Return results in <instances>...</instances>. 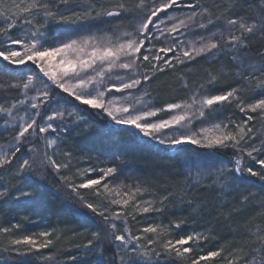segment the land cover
Returning a JSON list of instances; mask_svg holds the SVG:
<instances>
[{
    "label": "snow or ice",
    "instance_id": "1",
    "mask_svg": "<svg viewBox=\"0 0 264 264\" xmlns=\"http://www.w3.org/2000/svg\"><path fill=\"white\" fill-rule=\"evenodd\" d=\"M68 4L69 0H13L11 5L0 9V17L4 21L3 26H0V76L17 80L18 82L11 84L10 88H22L25 96L32 90L34 80L39 79L37 70L54 86L49 87L44 83L43 88L37 90V95L31 97L30 108L35 111L33 114L25 111V116L20 118L24 122L12 128L11 141L7 146L0 147V168H11L22 146L34 144L32 138H43V155H40L35 146L29 148L33 155L19 162L17 175L31 173L37 168L54 169L60 180L64 181V187L70 189L83 209L88 210L83 215L90 212L94 217L100 218L101 226L91 234L92 239L79 246L85 249L84 255H88V250L99 253L96 264H116L117 259L119 264H140V261H143V264H159L161 256L175 257L184 260L185 264H201L202 261L220 257L223 248L196 255L189 261L188 257L196 250L195 246L209 237L202 233H191L173 239V225L165 227L149 224L140 229V235H133L128 228V218L135 220L138 215L163 211L162 206L169 196L161 197L158 202L161 206L156 207L151 200L137 199L145 191L139 187L135 191L129 188L125 192L112 189L107 181L117 172L115 167L100 169L101 175L96 178H91V173L96 172L95 168L78 170L73 175H61L62 169H69L70 164L58 162L46 151L56 145L58 139H49L46 134L60 130L69 117L77 127H89V110H92L106 117L105 128L108 124H114L124 130H138L143 137L150 138L160 145L176 147L177 155L180 152L187 155V150L179 147L184 144L209 149H235L233 167L221 163L220 167L206 172L208 178L215 177L209 187L218 184L221 191L228 190L227 195L245 185L249 177H258L264 181V159H258L254 155L264 153V139L259 147L253 145L250 142L253 130L249 126V122L254 121L257 116L264 121V0L249 5L250 8H255L252 18L227 15L236 6L229 0V6L225 7L224 13L221 14L225 18L223 29L210 31L208 35H197L196 39H188L186 44L178 42L175 37L171 44L164 47L157 48L152 42L160 37L167 39L182 28L191 31L192 24L207 30L215 24L213 14L207 7L187 4L193 11L185 20L178 16H167L169 9L184 7L183 0H160L158 5L153 4L151 7H147L144 0H140L136 8H147L144 19L133 32H124L116 37L115 41L109 40L107 44H101V38L93 34L81 40L69 38L58 41L55 46H46V29L53 21L74 24L102 16L119 17L123 12L132 11L125 3L119 2L113 9H105L102 6L100 10H96L89 5L83 13L73 11L71 15H65L61 11V5L65 6L64 10L67 11ZM196 8H200V11H196ZM160 13H165L167 18L160 19ZM197 17L201 19L197 20ZM169 20L178 23L162 28L161 25H166ZM204 20L206 22H202ZM153 27L160 33L159 37L152 33ZM221 56H231V71L222 69L216 74L209 72L206 82L199 84L187 100L165 103L158 107L150 99L151 94L143 88L144 84L151 83L159 74L168 70L175 71L179 66H187L198 58L217 59ZM29 64L33 65L34 69L26 80L9 71L10 67L19 68ZM181 80L183 87L187 89V79L181 76ZM229 80L237 86L217 91L216 85L228 83ZM253 80L259 86L258 90L254 88L253 91H258L261 98L246 103L242 96L245 87L240 82L247 85ZM116 93L120 95L116 96ZM17 103L23 105L25 101L20 100ZM17 103L11 104L10 108L0 104V113L11 116ZM233 104L245 114L246 119L242 123L230 121L229 124L218 123L210 128L201 127L198 131H191L194 120ZM49 110L51 114H48ZM253 113L257 116L252 115ZM163 114H168L167 118H164ZM56 121L61 123H55ZM41 134L45 135L41 137ZM128 134L135 135V132ZM245 157L258 164L259 171L245 164ZM77 177L79 183L76 182ZM204 178V173L198 174L192 187L202 183ZM81 190L103 197L107 204L91 202L86 192ZM7 195V190L0 191V199ZM34 195L36 193L32 191L19 193V197L29 199ZM108 196L113 198L108 199ZM116 196L119 198H115ZM255 202V193L241 194L240 207L233 211L242 213ZM260 204L264 207V198L260 199ZM114 205H118L120 210L112 211L111 206ZM117 221L120 222L119 225ZM182 223L184 221L175 222L174 227L179 229ZM20 228L19 223L0 228V235L12 234L9 243L15 246L14 250L20 251L21 255L40 252L59 240L55 230L42 231L35 235H15ZM258 241V250L264 252V235L259 236ZM105 243L114 245V255L111 258L103 255ZM125 257H128L127 261ZM45 259L54 261L55 258L49 255ZM225 260L226 264H264V255L258 259L253 255L250 259L238 256L231 260L225 257Z\"/></svg>",
    "mask_w": 264,
    "mask_h": 264
},
{
    "label": "trees",
    "instance_id": "2",
    "mask_svg": "<svg viewBox=\"0 0 264 264\" xmlns=\"http://www.w3.org/2000/svg\"><path fill=\"white\" fill-rule=\"evenodd\" d=\"M119 2L125 3L126 7L132 11L111 20L102 16L99 19L81 20L74 24L51 22L46 29V46H55L60 40L77 39L78 36L86 35L97 28L112 31L131 28L140 19V13L147 10V8L143 10L136 8L140 0H69L68 10L65 11V6L61 5V11L65 15H71L73 11L83 13L89 5L96 10H100L102 6L105 9H113ZM144 2L148 5L150 0H144ZM12 3L13 0H0V9ZM190 3L207 7L213 14L212 18L218 20L215 26L223 25L225 22L221 14L224 13L225 7L229 6V0H190ZM232 3L236 6L227 15L252 18L255 8H250L249 5L258 3V0H232ZM2 21L3 19H0V26H3ZM33 69L10 67L9 71L19 74L20 78L26 80ZM222 69L226 72L231 71V56H221L217 59L198 58L187 66H179L175 71L168 70L159 74L158 78L151 83H146L145 87L151 94L150 99L159 107L165 103L187 100L199 84L206 82L209 72L216 74ZM37 75L39 76L37 81H41L42 78L38 72ZM181 76L188 81L187 89L183 87ZM17 82L10 77L0 76V104L5 108H10L11 104L23 100L22 88H10L11 84ZM240 83L245 87L242 96L246 103L261 98L258 91H253L254 88L257 90L259 88L256 81L253 80L247 85H244V82ZM236 86L235 82L229 80L228 83H221L215 87L219 91ZM163 115L166 117L165 114ZM221 115V119L227 122L242 123L246 119L245 114L234 105L225 108ZM252 115L257 116V114ZM104 121V119L102 122L95 121L89 124V127L76 126L67 129L58 145L59 154L64 162L69 160L86 163H90L92 159L116 156L121 160L118 169L124 174H119L120 177L115 175L111 181H107L112 182L113 187L119 189V186L125 185L133 191L139 187L145 191L137 199L151 200L156 207L161 206L158 203L161 197L169 196L162 206L163 211L138 215L135 220L128 218V228L133 235H140V229L149 224L165 227L173 225V239L191 233H202L209 239L200 241L199 245L195 246L196 250L188 257L189 261L192 257L204 255L209 251L221 248L224 251L220 257L202 261L201 264H226L225 257L229 260L238 256H246L250 259L255 255L258 259L259 256L264 255V252L258 250L260 247L258 237L264 235V214H262L264 207L260 204V199L264 198V191H262L264 181L258 177H249L245 185H241L238 190L227 195L228 190L221 191L218 184L215 187H209L215 177L208 178L206 175L207 170L217 168L216 163L210 160V155L220 158L218 154L209 153L210 151L202 148L182 145L180 148L186 149L187 155L184 152L177 155V148L166 151L155 144L143 141L136 134H128L131 132L129 130L112 125L105 128L107 122ZM262 123L258 116L254 121L249 122L253 130L252 135L256 137L251 143L257 147L264 139L263 129L259 131ZM12 135V128L2 130L0 126V147L8 145ZM223 153L227 154V151L224 150ZM255 156L258 159H264V153H255ZM25 157L29 158L22 151L17 155L11 168L8 166L0 168V191L8 192L4 199H0V228L19 223L21 228L15 232L18 236L55 230L59 240H56L53 246L41 249L40 252L21 255L20 251L14 250L15 246L9 243L12 234L0 235V254L3 255L0 259L4 261L3 264H96L99 253L88 250V255H84L85 249L79 246L87 244V241L92 239L91 234L101 226L100 218L94 217L90 212L88 215H83L88 210L83 209L70 189L64 187V181L60 180L54 169L37 168L31 173L17 175L16 168ZM230 158L232 161V156ZM230 158L227 157L225 160ZM57 161L63 163L61 159ZM244 163L259 171L260 166L256 163L252 164L247 157ZM70 169L62 170L61 175H73ZM199 169L204 170L205 178L202 183L192 187L194 178L200 173ZM75 179L78 181L77 178ZM20 191H32L36 195L30 199L19 197ZM81 191L86 192L91 202L107 204V200L103 197H97L87 190ZM248 193L256 194L255 204L247 207L242 213L233 211L240 207L241 194ZM111 210L119 211L120 209H112L111 206ZM24 217L28 219L25 220ZM178 221H184V223L176 229L174 223ZM103 247L104 257L111 258L114 255V245L105 243ZM5 248L10 250L4 251ZM49 255L55 258L54 261L45 259ZM73 257L76 259L74 260ZM125 260L127 261L128 257H125ZM116 264H119L118 259ZM140 264H143V261H140ZM159 264H185V261L175 257L161 256Z\"/></svg>",
    "mask_w": 264,
    "mask_h": 264
},
{
    "label": "rangeland",
    "instance_id": "3",
    "mask_svg": "<svg viewBox=\"0 0 264 264\" xmlns=\"http://www.w3.org/2000/svg\"><path fill=\"white\" fill-rule=\"evenodd\" d=\"M157 1L158 0H150V3L148 5L146 4V6L147 7H151L153 4H157L158 5L160 0L158 2ZM183 3L185 5L184 7L169 9L167 11V16H178L181 19H185L186 20L187 16L191 14L193 9L187 7V4L190 3V0H183ZM195 10L196 11H200V8H196ZM146 11L145 12L142 11V13H140V16H141L140 19L131 28L124 29V30H118V31H116V30L112 31V30L105 29V28H97L95 30L89 31V33L86 34V35L78 36L77 40H81L84 37H87L89 35L95 34V35H97L98 37L101 38V39H99V43H101V44H107L109 42V40L115 41V38L118 37V36H121L124 32H129V33L133 32L134 28L136 26H138V24L144 19V15L146 14ZM125 15H126V12H123V14L121 16H125ZM121 16H119V17H121ZM119 17L103 16V18L110 19V20L111 19H116V18H119ZM159 18L164 20L167 17H166L165 13H160L159 14ZM0 19H3V18H0ZM200 19H201L200 17H197V20H200ZM214 20H215V24H216V22L218 20L217 19H214ZM2 22H4V21H2ZM202 22H206V20H204ZM172 23H178V21L169 20V21H167L166 25H161V27L162 28L171 27ZM215 24L209 26L207 30L199 29V28L196 27L195 24H192L191 25V31H189L188 29H183L182 28L180 30V32L174 33L173 36H168L167 39H165V37H160L159 40H154L152 43H154L157 48L164 47V46H167V45L171 44L173 37H175L178 42H184V44H186L188 39H196L197 35H200V34L208 35V33L210 31H215L216 29H221L222 30L223 27H224L225 22H223V25H220V26H215ZM14 31H16V30H14ZM83 32H85V30H83ZM152 33L155 36H158V37L160 36V33L155 29V27L152 28ZM104 34H107V35H104ZM165 35L167 36V33ZM210 58L211 57H209L208 59H210ZM25 67L26 68L27 67L28 68L29 67L30 68H34V66L31 65V64H29L27 66H22V67H19V68H16V67L13 66L12 68L21 69V68H25ZM37 72H38V70H37ZM38 74L41 76L42 79H41V81L34 80L32 90L28 92L27 96H25L23 94V100L25 101V103L23 105L17 104V107L15 109H12V115L11 116H8V115H6L4 113H0V126H1L2 130L3 129H7V128L11 129L14 126H17L18 124L23 123L24 121L21 120L20 118L25 116V111L26 110H27V112L29 114H33L34 113L35 110L30 108V103L32 102L31 101V97L34 96V95H37V90L42 89L43 86H44V83H47L49 85V87H54L53 85H51V82L48 81L47 78L43 76L42 73L38 72ZM143 88L145 90L147 89L145 87V84L143 85ZM56 91L59 92L58 89ZM63 95L66 96V94H63ZM115 95L119 96L120 94L116 93ZM233 105L237 108V106L235 104H233ZM65 107H69L70 108V106H65ZM81 107H86V106H81ZM225 108H227V107H225ZM225 108H222V109L218 108L215 112H213L211 114H206V116L204 118H199V119L194 120L193 121V125L191 127V131H198L201 127L210 128V127H212V125L218 124V123L229 124V122L225 121V119H223V120L221 119L222 118L221 112ZM48 114H51L50 110H49ZM167 115L168 114H165L166 117H164V118H167ZM88 119H89V124H92L95 121L102 122L103 119L105 120L104 122H107L106 117L103 114L94 112L92 110H89ZM6 121H7V123H6ZM55 123L59 124L61 122L60 121H56ZM108 125L116 126L114 124H108ZM76 126L77 125L73 122V119L69 117V118H66V121L63 123V126L60 128V130H58L57 132H50L49 134H46L49 139H56L58 137L56 145H53L51 148L46 149V151L50 155H53L54 159L57 158L56 160L61 159V161H62V157H60V154H59L58 145L61 142L62 136L65 134L64 133L65 132L64 129H70V128H74ZM81 126H84V125H81ZM116 127L121 128L120 126H116ZM262 129L264 131V121L261 124V126L259 128V131H262ZM129 131L135 132V134L140 139H142L143 141H147L149 143L155 144V145L165 149L166 151H171L174 148H176V147H167L166 145H160L158 142L153 141L150 138L143 137V135L140 134L138 132V130L129 129ZM44 135L45 134H41V137H43ZM255 138H256L255 135H252V140L251 141L255 140ZM32 139L34 140V144H27L25 146H22L21 147V152L24 151L30 157L33 154L28 149L33 147V146H35L38 149L40 155L42 156L43 152L45 151L43 138H41L40 140H35V138H32ZM185 145L194 146V147L199 148V149L202 148V149H205L207 151H210L209 153L212 152L214 154H218L219 157L221 156L220 158H217V157L214 158V157H212L210 155V160L213 161L214 164L216 163L215 164L216 167H220L221 163H223L225 165H228L229 167H233L234 166L233 161L236 158L234 156V152L236 150L231 148V147L226 148V149H209V148L201 147L199 145L184 144V146ZM5 146H7V145H5ZM1 147H4V146H1ZM224 150L227 151V154L226 153L222 154V151H224ZM254 155H255V153H254ZM230 156H232V161H230L231 160ZM227 157L230 158V159L225 160ZM66 158H68V157H66ZM25 159H28V157H25ZM248 159L251 161L252 164H255V162L253 160H251L250 158H248ZM62 162L63 163H69L70 165H72V167H70L71 168L70 171L72 170L73 174L76 173L78 170H84V169H88V168H95L96 172L91 173V177L95 176L94 178H96L99 175H101L100 169H106L108 167H115L117 169V172L115 173L116 176L118 175L120 177L119 174H124L123 172H121V170L118 169V165L121 163V160L119 158H117L116 156H108V157H104L103 159H92L90 163H86L85 161L72 162V161H69V160H67L66 162H64V161H62ZM199 171H200L199 174L204 173V170H202V169H199ZM114 176L110 177L108 180L111 181V179H113ZM77 180L78 181H76V182L79 183L80 180H79L78 177H77ZM108 183H109V186L112 189H114V190H117L119 192H123L122 190L128 191V188H126L125 185L124 186L121 185V186L118 187L119 189H117L116 187L112 186V182H108ZM101 191H103V189H101ZM112 198H113V196H109V199H112ZM115 198L118 199L119 197L116 196ZM115 208L120 209L118 205L112 206V209H115ZM117 224L119 225L120 222L117 221ZM0 256H3V255L0 254ZM0 261H2V259H0ZM3 263H4V261L0 262V264H3Z\"/></svg>",
    "mask_w": 264,
    "mask_h": 264
}]
</instances>
